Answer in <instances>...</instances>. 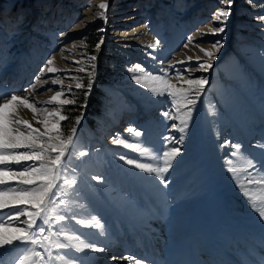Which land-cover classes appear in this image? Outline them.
<instances>
[{"label": "rangeland", "instance_id": "374dc122", "mask_svg": "<svg viewBox=\"0 0 264 264\" xmlns=\"http://www.w3.org/2000/svg\"><path fill=\"white\" fill-rule=\"evenodd\" d=\"M94 1L0 0V97L9 99L11 94L14 93L20 97L28 98L29 102L37 109V111L33 112L32 109L26 107L31 112L30 123L33 128L39 129L41 133H44L46 129L42 123L43 121L47 120L49 125L56 123L57 118L50 115L54 111H59L67 117L69 114L80 116L78 112L81 111L80 108L69 110V105L61 106L59 101L45 103L50 101L56 92L62 90L60 85L53 84L52 80L58 79L65 86L63 91L66 95L61 96L59 99H75L77 102L84 95L81 96L82 91L77 90L75 84L77 82L87 84L85 71H80L79 69L89 63L87 56L96 55L97 60L94 62L96 64L95 82L91 95L87 98L90 99L91 97V104L86 107V113L82 116L80 124L76 126L73 141L78 140L89 143L94 151L102 152L105 147L111 144V139L117 133L120 136L125 135L127 133L125 129L130 127L143 133L146 123H151L155 132L161 138L171 135L178 140L179 133L170 128V125L175 121L166 120L161 115L170 108L167 98L154 97L148 89L130 81V76L135 74L129 73L127 69L132 68L135 63L141 65L145 70L149 69L148 64L144 63V55L124 49L121 44L114 40L110 34V28L120 23L116 21L122 13L128 11L131 6H138L141 13L139 19L150 24L148 28L160 41V44L175 45L179 50L185 44L188 46L195 44L194 40L189 43L187 37L193 35L195 26L197 27L198 24L204 26L213 13L222 7L221 0H126L129 4L123 6L117 12H115L116 4L118 5L121 0H108L106 21L96 19L97 14L101 11L97 7L93 11V14H95L93 22L90 26L82 28L80 23L85 18L89 3L92 6ZM262 15H264V0H234L225 32L216 36L218 39L222 38L226 51L213 64L210 72L209 70L202 73L192 71L194 64L197 63L196 59H192L187 64H177V68L183 69L187 67L193 73L192 76L184 73L185 79H194L200 76L208 78V84L205 86V91L196 105V111L190 122L182 152L192 153L193 147L190 140L200 130L205 107L211 108L212 104L221 106L219 100H216L215 97L218 94V87L225 82H231L232 77H234L230 62L235 58L242 70L248 68L250 70V68L256 67L254 64L247 63L245 58V55H251L252 52L244 48H238L237 44L248 41V36L251 35V32L255 29L254 27H256L253 20ZM215 24L217 27L220 26L218 23ZM101 38H103V44H101L97 53L93 49ZM209 40L211 42L215 41L213 36H209ZM260 43L261 49L264 50V37ZM68 45L72 47L68 48ZM61 47L65 48L67 53L69 52L73 55L69 63L70 66L62 68L57 65L54 58L51 66L62 71H58L56 74L48 73L45 70L46 60L54 57L61 50ZM74 61H82L83 63L78 65ZM176 62L172 61L170 64ZM42 70L44 71L42 72ZM87 71H91V69H87ZM38 76L40 77L39 81L36 80ZM69 77H76V79ZM254 77L255 79L261 78L260 76L258 77L256 72ZM46 80L48 81L47 84L44 83ZM170 82L177 86L182 83L175 79L174 75ZM33 83L36 85L35 88L30 87ZM239 84H242V81H239ZM69 85H71L75 96L67 95ZM149 85L154 86L152 83ZM137 87L141 89V94L133 92L135 88L138 89ZM25 89H28V91H25ZM22 106L24 105H17L15 119L25 120ZM245 112H247L246 115L250 119L249 109L245 108ZM67 120L60 121V131L63 133L61 138L63 139H66L71 131L66 125ZM253 123L256 125L257 122ZM13 127H19L22 132L27 131V129L19 125H13ZM214 128V133L222 143L228 140L233 144L236 139L241 137V131L236 126H232V124L228 125V123L223 124L221 129L216 125L208 127L209 131L206 130V134L211 135ZM51 135H55V133H51ZM78 152L77 146L72 143L69 146V151L62 158L65 167L71 173H73L72 169L80 172ZM261 176H264V174L261 173L256 179L259 180ZM243 188H245L243 191L250 192L248 197L254 198L255 192H263L264 183L245 184ZM55 191L57 189H53V192ZM243 195L237 194L232 198L225 195L230 215H238L239 217L253 215L250 207L245 208L248 206L244 205ZM259 205H261V202L256 204L257 207ZM160 214L163 216L162 220H151L149 224L141 227L140 232L142 233L139 236L142 240L141 253L137 252L139 247L135 245L136 239H131L130 235L125 237L132 244L135 252L139 254L136 259L143 264H169L172 261L171 251H169V246L164 247V244L167 242L166 245H168L174 240L178 242L180 240L194 239L187 227L180 228L179 231L170 228L174 223L182 221V218H179L175 212L167 213L163 209L160 210ZM183 221L186 222V225L189 218ZM179 232L181 233L180 235L178 234ZM263 235L257 233L256 236H260L258 237L260 240L264 237ZM224 236L226 235L224 234ZM224 236L221 240L226 242L227 238ZM238 241L242 242V240ZM116 246L117 249H122L123 247L122 244ZM196 246H199V248ZM200 246L201 244H189V249L199 259H206ZM121 251L119 250V255L123 254L125 256L126 254H121ZM144 252L147 253L144 254ZM238 254H241L240 251ZM112 257L116 258L112 252H109L107 254V262L113 263L115 259H112ZM89 264L101 263L93 262Z\"/></svg>", "mask_w": 264, "mask_h": 264}, {"label": "bare ground", "instance_id": "6f19581e", "mask_svg": "<svg viewBox=\"0 0 264 264\" xmlns=\"http://www.w3.org/2000/svg\"><path fill=\"white\" fill-rule=\"evenodd\" d=\"M101 2H106L109 5L108 0H95L91 9L85 12V18L80 23L82 28L90 26L93 22L95 16L93 11L97 9ZM127 4L129 3L126 0H121L118 5L116 4L119 9L116 8L115 12L121 10L120 8ZM140 16L138 6H131L128 11L119 16L116 22L120 23L110 28V34L124 49L144 55V63L149 66L146 71H151L153 75H156L158 74L156 71L158 68L167 69L172 61H184L188 57L207 59L201 48H210L211 40H209V36L201 37L199 32L200 30H208L207 25L212 17L204 26L198 24L197 27L193 28L194 45H189L186 48L182 47L178 50L175 45L169 46L167 43L160 44L156 49L147 48L146 46L155 42L157 38L148 28L150 24L147 21H141ZM253 22L256 27L248 36V41L237 45L238 48H244L252 52L251 55H245V58L247 63L254 64L257 68L242 70L235 58L230 62L234 77H232L231 82H225L218 87V94L215 97L216 100H219L221 106L212 104L211 108L205 107L200 130L190 140L193 147L192 153L182 152L181 156L173 161L172 168L166 174V179L170 181L167 187L160 185L154 175L119 160V156L124 155L126 158L136 159L140 163H157L153 157L160 154L159 149L162 138L155 132L151 123H146L144 132L139 137L128 132L121 136L133 145L148 149L152 154L151 156H141L132 149H125L122 146L112 144L105 147L102 152H98L94 151L89 143L78 140L73 141L79 152L86 151L88 155L80 157L78 152L80 172L75 171L78 183L75 190L65 189L67 195L62 198L69 202L71 211H65L64 214L69 217L74 216L77 220H87L95 216L103 224L102 231L105 234L101 236L99 234L100 230L84 228L71 219L57 225L54 231L62 229L70 236H79L84 242L96 243L98 247H105L106 251L105 253H92L86 250L82 253H75L69 248L67 250H53V256H63L67 253L66 259L70 256L78 257L76 264L93 262L111 264L112 262H107V254L112 252L116 256L112 264H128V261L123 257L127 256L135 261L137 255H139L137 252L141 253L142 240L139 237L142 233L140 232L141 227L149 224L151 220H162L163 216L160 214V210L165 209L167 213L175 212L179 218H182V221L179 220L181 222L174 223L170 228L179 231L180 228L187 227L194 238L178 242L174 240V242L170 241L171 243L168 245H166L167 242L164 244V247L169 246V251H171L172 261H169V264H206L208 260V263L213 261L219 264L217 257L222 253L231 258L228 259V262L226 261V264H231L230 261H233L234 257L232 253L224 251V241L221 240L224 234L233 243L236 240L243 239L246 246L243 248L238 246V249L243 252L244 259L248 258L252 264H257L254 257L260 254L261 250L247 239L249 237H260L256 236L257 233L264 234V224L257 218L255 212L248 217L230 215L226 203L227 197L225 196L232 198L234 195L245 193L243 191L245 188L239 186L238 178L233 177L230 166L226 161L231 159L240 176L244 177L251 171L244 167L246 159L261 158L262 153H264V149L259 147V145L264 144V50L259 45L264 37V23L257 19H254ZM211 27L215 28L217 26L212 23ZM213 38L218 39L216 36H213ZM71 47V45H68V48ZM225 49V46L221 48L217 54L218 58L213 61V64L225 54ZM158 55L159 57H157ZM72 57V53H67L63 47L54 56L55 62L62 68L70 66L69 63ZM136 57L138 56L136 55ZM196 64H194L192 71L202 73L203 71L197 70ZM135 65L137 63L133 67ZM255 72L258 77H261L260 79H255ZM134 74L139 75V73ZM130 81L135 83L132 79ZM239 81H242V84H239ZM133 92L141 94V89L135 88ZM21 108L24 112V119L30 123V110L24 106ZM245 108L249 109L250 119L246 115ZM16 119L21 120L20 118ZM253 122L259 124L254 125ZM225 123L232 124L241 131V137L236 139L233 144L240 143L242 145L241 155L245 159L240 156L232 157L230 153L233 149L221 147L223 143L214 133L215 128L212 130L211 135L206 134L208 127L216 125L221 129ZM261 173L264 174V172ZM68 175H73V173L68 170ZM97 175L103 177L102 183H97L91 179V177ZM243 196L244 205L248 206H244L245 208H249L247 198H250L254 203L261 202V205L264 204V190L263 192H255L254 198H246L245 194ZM2 211L6 218L9 210L4 209ZM188 218L189 221L185 225L186 222L183 220ZM6 226L15 227L20 225L9 224ZM126 235H130L131 239H136L135 245L139 247L137 252L125 238ZM61 242L67 241L62 239ZM118 244L123 245L122 249L116 248ZM189 244H201L202 253L204 252L207 255L206 263L199 260L189 250L191 247H189ZM259 245L264 249V237L259 240ZM196 247L199 248V246ZM214 248H217V257L211 252ZM36 250L42 251L41 249ZM119 250H122L121 254L125 253L126 255H119ZM24 254H26V249L19 245L11 249L0 250V264H12L14 260ZM263 255L261 254V257H264ZM35 259L34 257L33 260ZM44 259L48 260L47 255L44 256ZM57 263L63 264L62 261L58 260L48 262V264Z\"/></svg>", "mask_w": 264, "mask_h": 264}, {"label": "snow or ice", "instance_id": "6c2138e0", "mask_svg": "<svg viewBox=\"0 0 264 264\" xmlns=\"http://www.w3.org/2000/svg\"><path fill=\"white\" fill-rule=\"evenodd\" d=\"M221 3L222 7L213 13L211 21L207 25L208 30H200L199 35L201 37L219 36V34L225 32L234 0H221ZM88 7L91 9V3ZM98 7L101 11L97 14L96 19L106 21L108 4L101 2ZM256 19L264 23V15L256 17ZM212 23H218L220 26L212 28ZM187 40L192 43L194 38L188 36ZM101 44H103V38L94 46L93 50L98 53ZM159 46L160 41L156 40L146 47L156 49ZM187 46V44L184 45L185 48ZM223 46L221 38L211 42L210 48H201L207 59L195 58L197 70L207 72L211 69L213 61L218 58L217 54ZM53 60L54 57L46 60L45 70L48 73L56 74L62 70L51 66ZM87 60L89 63L79 69L85 71L87 84L81 82L75 84V88L81 90L84 95V103L80 105L82 108L87 107V98L91 95L93 89L96 70L94 62L97 60V56H87ZM191 60L192 57H188L187 60L170 64L167 69L158 68L156 70L158 74L156 75H153L151 71H146L139 64L127 69L129 73H139V75H131L130 78L136 84L148 89L152 96L167 98L170 108L161 115L166 120L175 121L170 125V128L179 133V139L177 140L176 137L171 135L162 138L159 149L160 154L153 157L157 161L155 164L140 163L136 159L126 158L124 155L119 156V160L154 175L159 184L164 187H167L170 182L166 179V174L172 168L173 161L182 154V146L193 114L196 111V105L205 91V86L208 84L206 76L185 79L184 73H188L189 76H192L193 73L187 67L177 68V64H187ZM74 63L82 65L83 62L74 61ZM87 69H91V71H87ZM173 75L175 79L182 82L180 86L170 82ZM69 78L76 79V77ZM39 79V76L36 77L37 81ZM149 81L157 86H150ZM44 83L47 84L48 81L46 80ZM52 83L60 85L62 90L56 92L51 100L45 103L59 101L61 106L76 103L75 99H59L61 96L66 95L63 91L65 86L58 79H53ZM35 86V83H33L30 87L35 88ZM25 91H28V89H25ZM67 95L75 96L71 85L68 86ZM19 104L32 109L33 112L37 111L26 97H20L14 93L11 94L9 99L0 97V250L11 249L17 245L26 249V254L18 257L12 264H48L51 260L62 261L63 264H76L77 256H70L67 259L65 258L67 253L63 256H53V250H67L69 248L75 253H82L86 250L92 253H105V247H98L96 243L84 242L79 236H70L62 229L54 231L57 225L71 219L84 228L100 230L99 234L101 236L105 234L102 231L103 224L95 216L87 220H77L74 216L69 217L64 214L65 211H71L69 202L62 198L67 195L64 190H75L78 183L75 169L71 170L73 175H68V169L62 159L73 143L76 127L71 129V134L66 139L61 138L63 133L60 131V121H65L68 117L62 115L59 111H54L50 115L57 118L56 123L49 125L47 120L43 121L46 131L41 133L39 129L33 128L28 121L15 119V109ZM81 119L82 114L76 117L75 124L79 125ZM13 125L22 126L27 131L22 132L19 127H13ZM125 131L133 133L136 137L142 135V132L131 127L125 129ZM51 133H55V135H51ZM111 144L122 146L125 149H132L141 156L152 155L148 149L129 143L119 133L113 136ZM221 147H230L233 149L230 156H240L245 159L241 155L242 145L240 143L232 144L231 141L225 140ZM259 147L264 149V144L259 145ZM87 155L86 151L79 152L80 157ZM226 163L230 166L233 177L238 178L237 182L240 187H245V184L264 183V176H261L259 180L256 179L261 172H264V153H262L261 158L246 159L244 167L251 171L244 177L240 176L231 159L227 160ZM91 179L97 183L103 182V177L99 175L93 176ZM53 189H57V191L53 192ZM244 194L247 198V191ZM247 202L250 209L256 213L257 218L264 224V204L257 207L250 198H247ZM4 209L9 210L6 218L2 211ZM22 217L23 219H21ZM9 224L22 226L7 227L6 225ZM62 239L67 242H61ZM73 241L75 242L73 243ZM45 255L48 257L47 261L44 259ZM34 257L35 260H33ZM112 259H115V257H112ZM123 259L127 260L128 264H141L140 260L133 261L132 258L127 256Z\"/></svg>", "mask_w": 264, "mask_h": 264}, {"label": "trees", "instance_id": "16d2710c", "mask_svg": "<svg viewBox=\"0 0 264 264\" xmlns=\"http://www.w3.org/2000/svg\"><path fill=\"white\" fill-rule=\"evenodd\" d=\"M81 96H83V92H82V95ZM84 103V97H81L80 99H78L77 100V102L75 103V104H71V105H69V110L70 109H73V108H80L81 109V111L80 112H78V114L81 116V114H82V116L86 113L85 111H86V108H82V107H80V105L81 104H83ZM90 104H91V97H90V99H87V107H89L90 106ZM77 116L76 115H72V114H69L68 115V119H72V120H67L66 122H67V126H68V128L71 130L73 127H76L77 125H75V118H76ZM71 121V122H70ZM69 134H71V131H70V133Z\"/></svg>", "mask_w": 264, "mask_h": 264}]
</instances>
